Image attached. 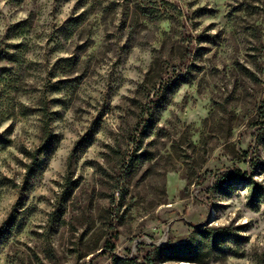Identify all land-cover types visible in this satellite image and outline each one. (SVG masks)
<instances>
[{"label": "rangeland", "instance_id": "1", "mask_svg": "<svg viewBox=\"0 0 264 264\" xmlns=\"http://www.w3.org/2000/svg\"><path fill=\"white\" fill-rule=\"evenodd\" d=\"M0 0V264H264V0Z\"/></svg>", "mask_w": 264, "mask_h": 264}, {"label": "trees", "instance_id": "2", "mask_svg": "<svg viewBox=\"0 0 264 264\" xmlns=\"http://www.w3.org/2000/svg\"><path fill=\"white\" fill-rule=\"evenodd\" d=\"M171 6V3L167 0H148L142 5V14L148 19L165 20L170 16L169 10ZM120 261L122 264H154L152 258H148L144 263L137 262L135 257H126Z\"/></svg>", "mask_w": 264, "mask_h": 264}]
</instances>
